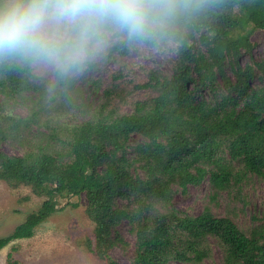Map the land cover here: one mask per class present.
Segmentation results:
<instances>
[{
    "label": "trees",
    "instance_id": "obj_1",
    "mask_svg": "<svg viewBox=\"0 0 264 264\" xmlns=\"http://www.w3.org/2000/svg\"><path fill=\"white\" fill-rule=\"evenodd\" d=\"M191 2L198 7L178 18L170 39L130 42L115 32L104 37L111 42L109 54L175 45L171 73L150 72L136 88L156 94L134 101L129 112L98 114L63 138L15 155L1 143L29 129L35 115L0 110V180L46 197L0 237V250L31 236L55 209L56 194H84L93 229L78 244L107 264H119L109 254L113 247L128 246L118 230L122 222L134 237L129 264H198L211 256V240L221 249L215 264H264V222L244 231L208 207L193 215L171 205L176 189L185 192L189 185L208 182L217 194L248 174L264 180V78L254 75L255 69L264 73V60L240 61L251 54V31L264 30V0ZM32 79V63L0 62L4 99L37 90ZM71 80L58 72L62 85L69 88ZM134 136L139 139L132 142Z\"/></svg>",
    "mask_w": 264,
    "mask_h": 264
},
{
    "label": "rangeland",
    "instance_id": "obj_2",
    "mask_svg": "<svg viewBox=\"0 0 264 264\" xmlns=\"http://www.w3.org/2000/svg\"><path fill=\"white\" fill-rule=\"evenodd\" d=\"M250 41L253 48L251 54L241 56L243 65L264 60V30L253 29ZM110 45L109 39L105 40L99 55L67 76L72 78L69 88L57 81L58 72L54 69L32 64V80L37 90L29 91L17 100L4 99L0 92L2 112L21 117L35 115L29 129H23L19 137L3 141L1 148L9 154L20 155L30 146L63 138L73 125L93 116L111 111L129 112L134 101L155 95L152 89L136 88V85L146 82L150 72L171 73L175 45L169 43L159 48L141 45L131 48L127 55L109 54ZM259 74L264 78V73L255 69V77ZM257 82L259 80L255 78L254 83ZM138 139L134 136L132 142ZM225 157L228 159L227 155ZM45 198L35 195L27 186L11 187L0 180V237L11 233L29 212L39 208ZM54 200L55 209L31 236L13 240L0 250V264H107L78 244L86 236H92L93 229L85 211L84 194H56ZM171 205L193 215L208 207L215 215L228 216L239 228L248 231L264 222V180L248 174L239 184L217 194H213L208 182L189 185L185 192L176 189ZM118 230L128 246H115L109 254L119 264H129L134 237L126 222L119 224ZM210 247L211 256L198 264H215L220 260L221 249L214 240L210 241Z\"/></svg>",
    "mask_w": 264,
    "mask_h": 264
},
{
    "label": "clouds",
    "instance_id": "obj_3",
    "mask_svg": "<svg viewBox=\"0 0 264 264\" xmlns=\"http://www.w3.org/2000/svg\"><path fill=\"white\" fill-rule=\"evenodd\" d=\"M191 0H0V62L42 65L70 76L110 32L130 42L170 39Z\"/></svg>",
    "mask_w": 264,
    "mask_h": 264
}]
</instances>
